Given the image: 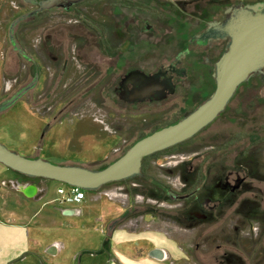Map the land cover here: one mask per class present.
<instances>
[{
    "label": "rangeland",
    "instance_id": "374dc122",
    "mask_svg": "<svg viewBox=\"0 0 264 264\" xmlns=\"http://www.w3.org/2000/svg\"><path fill=\"white\" fill-rule=\"evenodd\" d=\"M53 20L49 22L52 23ZM13 23L16 26L13 27ZM10 29H14L17 41L22 49L31 55V60L24 57L20 49L12 43ZM51 30L41 28L39 14L32 2L0 0V102L12 97L24 87L38 69L41 72L39 83L11 107L0 113V141L30 157L41 156L55 163H75L101 168L123 154L127 145H131L135 140L152 131L145 124L149 119L156 123L163 121L154 115L137 114V118L140 117L142 121L141 127L128 128L126 124H122L124 121H131V117L127 114L107 112L97 107L96 103L101 100L99 93L93 98L82 96L86 91L83 87L85 64L79 59V53H75L76 50L72 46L68 47L65 44L63 54L65 60L60 62L57 60L59 57L63 58V55L60 56L59 47L49 48L51 54L56 55L58 59L42 57L40 41L46 38ZM69 30L71 29H60L59 33L55 30L50 34V38L56 43L60 34L66 43ZM97 53L94 51V56ZM81 57L85 58L83 54ZM67 61L70 66H66ZM43 63L46 66L45 72H43ZM67 68L70 72L63 74ZM215 86L216 83L213 82L209 92L213 91ZM109 95L116 101L120 100L113 90L112 83ZM120 121L122 123H119ZM238 132L247 134L242 140L226 145L227 141ZM261 137H264V77L257 73L239 87L225 111L196 134L190 144L179 145L173 153L154 159L151 171L171 186L180 188L178 163L184 161L188 162V167L196 166L202 152L211 150L213 154L219 153L222 156L224 159L222 165L226 166V169H232L235 165L241 168V175H247L248 188L251 185L264 188V180L249 177L250 162L254 160L260 164V169L264 166V148H256L254 145ZM245 148H251V155L250 153L241 155ZM10 179L16 180L15 187L12 186ZM132 179L140 181L139 184L134 181L124 183L121 180L111 182L101 189L104 202H111V214L100 216V212L97 216L100 219L93 226L99 227L101 220L107 219L105 233L111 238L107 264H219L218 256L226 249H233L237 253L236 257L227 264H245L240 257L246 260V264H255L253 253L250 252L252 249L255 252L264 245V223L255 222L251 225L246 217L243 219L239 216L234 225L228 222L221 225L224 221L222 219L219 224L202 229L190 225L179 227L173 221L149 213L145 217L136 215L131 211L135 205H139L143 211L149 205L158 207L160 203L154 202L156 197L148 186L150 182L148 178L142 180L134 176ZM32 183L39 185L37 194L27 195L21 190L20 185ZM57 183V181L49 182L44 178L19 174L0 162V220L22 222L20 218H12L13 210L20 215L27 212L30 217L35 218L29 223L35 225L36 219L40 217L37 214L38 210L45 206L44 209L42 208L41 217H45V222L51 224L54 222L53 220L51 222V214L56 208L51 203L45 204V202L52 195L59 197ZM43 188L46 189L44 195L41 194ZM242 196H250V191ZM159 202L166 203L164 200ZM125 206L129 210V216L118 222L124 229L119 231L116 229L118 233L115 232L116 230L113 232V228L110 230L112 222L120 219L119 216L125 211ZM162 206L157 208L159 212H169L165 211L166 208L161 209ZM175 211L172 209V212ZM81 220L87 221L85 218ZM212 230H214L212 241L208 243V250L204 251L203 235ZM109 231L112 233L109 234ZM72 236L70 235L64 256L61 258L66 263L74 258L77 253L75 249L85 243L83 239ZM227 239L231 243L227 242ZM218 244L221 246L218 247ZM92 246L87 247L92 249ZM161 249L164 254L162 257H157L155 252Z\"/></svg>",
    "mask_w": 264,
    "mask_h": 264
},
{
    "label": "flooded vegetation",
    "instance_id": "af4514ba",
    "mask_svg": "<svg viewBox=\"0 0 264 264\" xmlns=\"http://www.w3.org/2000/svg\"><path fill=\"white\" fill-rule=\"evenodd\" d=\"M26 1L35 6L41 28L52 29L40 41L42 57L57 58L51 54L50 46L54 49L59 47L60 56L64 54L65 44L72 46L85 64L83 87L86 91L82 96L93 98L99 93L101 100L96 103L97 107L107 112L127 114L131 121L119 123L126 124L128 128L141 127L142 121L140 117L137 118V114H149L162 119L163 123H156L152 119L145 123L152 129L151 132L178 121L214 91L209 92V88L213 82L216 83L215 64L230 41L221 29L233 9L264 6V0ZM60 29H71L66 36L68 42L65 43L60 34L56 43L51 40L50 34L55 30L59 33ZM11 41L21 49L24 57L32 59L17 41L16 33ZM94 51L98 52L95 56ZM82 54L85 58L81 57ZM63 58L59 57L57 61L65 60V55ZM68 61L66 66L71 65ZM42 66L45 72V64ZM68 68L63 74L70 72ZM40 75L38 69L19 90L26 89L21 97L39 83ZM111 83L120 100L116 101L109 95ZM192 140L172 146L169 150H161L160 154H151V161L147 165L144 158L141 174L135 177L150 180L148 186L156 197L154 202L160 204L158 207L149 205L143 211L139 205H135L131 211L143 217L148 213L156 215L175 222L179 227L190 225L203 229L219 224L222 219L221 225L226 222L234 225L239 216L243 219L246 217L251 225L255 222L264 223V188L252 185L248 188L247 175L242 176L241 168L236 165L226 169L219 153L204 150L196 166H189L191 169H188V162L178 163L180 188L171 186L151 171L154 159L173 153L179 145L190 144ZM259 165L254 160L250 162L251 179L264 180V166L260 169ZM129 181L140 182L132 178L123 180L124 183ZM249 191L250 196H242ZM160 206L169 212H159L157 208ZM124 209L123 218L129 216L128 208L125 206ZM172 209L176 211L172 212ZM213 232L203 235L204 251L209 248ZM250 253H253V263L264 264V245L255 252L252 249ZM236 254L235 250L226 249L218 256L219 264L231 262ZM240 260L246 264V260L241 257Z\"/></svg>",
    "mask_w": 264,
    "mask_h": 264
},
{
    "label": "water",
    "instance_id": "95a60500",
    "mask_svg": "<svg viewBox=\"0 0 264 264\" xmlns=\"http://www.w3.org/2000/svg\"><path fill=\"white\" fill-rule=\"evenodd\" d=\"M13 30L10 29L11 37L14 36ZM221 31L229 36L230 41L216 61V87L212 94L178 121L139 138L106 166L92 168L75 163H55L41 156L30 157L2 141L0 162L28 177L52 179L89 191L141 174L146 156L194 137L225 111L239 87L253 74L264 75V6L233 9ZM25 91L23 89L0 102V113L11 107ZM20 188L27 195H34L38 190L34 183L20 185Z\"/></svg>",
    "mask_w": 264,
    "mask_h": 264
},
{
    "label": "crops",
    "instance_id": "0c3cea01",
    "mask_svg": "<svg viewBox=\"0 0 264 264\" xmlns=\"http://www.w3.org/2000/svg\"><path fill=\"white\" fill-rule=\"evenodd\" d=\"M47 180L49 182L55 181L52 179ZM15 181L14 179H10L14 187L16 186ZM58 183V185L56 184L57 189L60 186L69 188L67 184ZM37 186L38 190L35 194L39 191V185L37 184ZM103 187L93 191L85 189L86 197L80 203H61L58 200V196L54 197L52 195L45 202V204L51 203L56 208L51 214V222L52 220L54 221L51 224L47 221L45 222V217H41V211L45 206L42 207L43 209L40 208L38 210L37 214L40 217L36 219L37 223L35 225L29 223L35 218L30 217L27 212L20 215L18 212L12 210V218H20L22 222L0 220V264H26V261L30 264H107L109 261L108 249L111 239L110 235L105 233L107 219H104L105 221L101 220L99 227L94 228L93 226L100 219L97 217L100 212V216H105L106 214V216H109L111 214V202H104L101 190ZM45 193L46 189H41V194L44 195ZM6 213L8 212L6 211ZM64 217L67 218L62 219ZM81 218H85L87 221H83ZM119 218L112 222L110 230L113 228V232L116 229L118 231L119 229H124L118 223L123 219V215L121 214ZM47 224L50 226H46ZM114 226L116 227L114 228ZM111 233L112 231H109V234ZM70 235L83 239L85 243L75 249L77 253L74 255V258L71 262L66 263L61 258L64 256ZM90 245H93L92 249L87 247Z\"/></svg>",
    "mask_w": 264,
    "mask_h": 264
},
{
    "label": "built area",
    "instance_id": "2783aa9c",
    "mask_svg": "<svg viewBox=\"0 0 264 264\" xmlns=\"http://www.w3.org/2000/svg\"><path fill=\"white\" fill-rule=\"evenodd\" d=\"M69 188L60 186L58 190V200L63 202H76L80 203L86 197V190L77 186L67 185Z\"/></svg>",
    "mask_w": 264,
    "mask_h": 264
},
{
    "label": "trees",
    "instance_id": "16d2710c",
    "mask_svg": "<svg viewBox=\"0 0 264 264\" xmlns=\"http://www.w3.org/2000/svg\"><path fill=\"white\" fill-rule=\"evenodd\" d=\"M257 74V73H256ZM256 74H253L252 76H256ZM259 76V75H258ZM264 77V76H263ZM247 133L246 132H238V133H236L233 137H231L230 139H229V141H227V144H232L233 142H236V141H239L240 139L242 140V138L246 135ZM192 139H194V137H192L191 139H188V140H192ZM187 141V140H186ZM186 141H184V142H186ZM256 143L254 144L255 146H256V148H264V137L262 138H260V139H258L257 141H255ZM176 146V145H175ZM130 147V145H127L126 146V148L124 149V152L128 149ZM170 148H172V147H170ZM170 148H167L168 150L170 149ZM166 149V150H167ZM165 150V149H164ZM250 150H251V148H245L244 149V151H242V156H244L245 154H248V152L249 153H251L250 152ZM161 153V151H158L157 153H154V154H160ZM117 159V158H116ZM151 159V155L150 156H147V157H145V164L147 165V164H149L150 163V160ZM107 165V164H106ZM105 165V166H106ZM104 167V166H103Z\"/></svg>",
    "mask_w": 264,
    "mask_h": 264
},
{
    "label": "bare ground",
    "instance_id": "6f19581e",
    "mask_svg": "<svg viewBox=\"0 0 264 264\" xmlns=\"http://www.w3.org/2000/svg\"><path fill=\"white\" fill-rule=\"evenodd\" d=\"M157 252H160V253H157ZM157 252H155V255L157 256V257H162L163 256V250L161 249V250H157Z\"/></svg>",
    "mask_w": 264,
    "mask_h": 264
}]
</instances>
